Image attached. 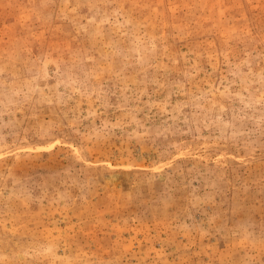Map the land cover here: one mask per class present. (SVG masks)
Masks as SVG:
<instances>
[{
	"label": "rangeland",
	"instance_id": "rangeland-1",
	"mask_svg": "<svg viewBox=\"0 0 264 264\" xmlns=\"http://www.w3.org/2000/svg\"><path fill=\"white\" fill-rule=\"evenodd\" d=\"M0 264H264V0H0Z\"/></svg>",
	"mask_w": 264,
	"mask_h": 264
}]
</instances>
